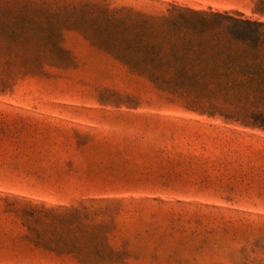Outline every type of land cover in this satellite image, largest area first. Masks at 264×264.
Wrapping results in <instances>:
<instances>
[{
    "label": "rangeland",
    "instance_id": "374dc122",
    "mask_svg": "<svg viewBox=\"0 0 264 264\" xmlns=\"http://www.w3.org/2000/svg\"><path fill=\"white\" fill-rule=\"evenodd\" d=\"M189 10L264 23V0H0V264H264V117L135 66Z\"/></svg>",
    "mask_w": 264,
    "mask_h": 264
},
{
    "label": "trees",
    "instance_id": "16d2710c",
    "mask_svg": "<svg viewBox=\"0 0 264 264\" xmlns=\"http://www.w3.org/2000/svg\"><path fill=\"white\" fill-rule=\"evenodd\" d=\"M166 21L179 40L161 55H144L136 68L175 97L246 100L264 117V23L237 13L190 10Z\"/></svg>",
    "mask_w": 264,
    "mask_h": 264
}]
</instances>
